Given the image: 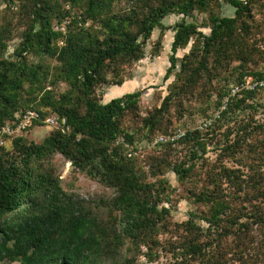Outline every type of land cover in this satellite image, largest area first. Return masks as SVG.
Listing matches in <instances>:
<instances>
[{"label": "trees", "instance_id": "obj_1", "mask_svg": "<svg viewBox=\"0 0 264 264\" xmlns=\"http://www.w3.org/2000/svg\"><path fill=\"white\" fill-rule=\"evenodd\" d=\"M4 1L18 7L23 30L8 53L12 36L0 29V125L28 109L43 118L64 117L66 123L52 127L40 144L18 136L13 151L0 147V262L131 264L122 253L129 243L132 261L145 246L150 257L154 247L170 253L169 264H264V130L249 123L226 130L219 134L224 138L215 160L205 158L222 117L253 108L260 88L231 98L212 126L160 144L147 171L132 156L137 132L121 127L124 116L137 109L141 91L107 102L94 94L97 85L122 84L127 67L145 56L153 30L164 28L166 16L181 15L173 26L165 73L166 79L174 74L173 84L160 107L143 118L150 133H172L177 128L164 117L172 105L184 98L206 99L209 105L213 95L215 106L222 103L229 88L216 92L213 81L223 67H239L234 83L247 76L264 78V39L256 38L264 29V0H224L234 7L232 16L213 11L219 0ZM122 1L127 5L115 10ZM189 43L178 58L177 50ZM59 83L66 84L65 90H56ZM175 145L187 149L186 159L172 160ZM55 154L114 189L107 220L64 189L59 175L44 164ZM229 160L235 165L228 166ZM196 169L200 178L188 188L196 209L168 228L170 209L163 203L173 189L164 173L171 170L184 182ZM160 231L169 232L165 244L158 240Z\"/></svg>", "mask_w": 264, "mask_h": 264}, {"label": "rangeland", "instance_id": "obj_2", "mask_svg": "<svg viewBox=\"0 0 264 264\" xmlns=\"http://www.w3.org/2000/svg\"><path fill=\"white\" fill-rule=\"evenodd\" d=\"M220 6L213 8L215 13L224 16H232L234 14V7L226 3L224 0H219ZM19 3V2H18ZM126 2H117L114 6L115 10L125 7ZM15 8V7H13ZM18 7L15 9L9 7L4 1L0 0V29L10 30L12 39L9 40L8 53L12 52L14 46L19 42V35L23 30L22 21L18 16ZM206 14L200 15L198 22L205 17ZM256 16L261 18L259 10L256 11ZM182 18L181 15L171 14L166 16L162 20L164 28H155L151 34L150 39L145 45V56L130 64L127 67L129 76L125 78L124 82L120 85L111 84L110 82L97 85L95 87V97L102 102H107L114 97L121 96L128 92L141 91V96L138 101L137 109H134L133 113H127L121 122V127L129 129L130 131H136V149L133 152V157L138 161V166L143 170H148L149 162H151L154 156L159 155L161 145H155L154 140L156 137L162 135L167 138L173 136L176 132L162 134V131L155 130L150 133V130L144 128L143 118L153 112L155 108L160 107L163 98L169 93L170 87L174 81V74L170 75L167 79L165 73L169 67V57L171 54V42L173 40V26ZM187 21H191L190 17L186 18ZM64 21L63 23H66ZM88 24V23H87ZM86 24V25H87ZM64 27V31L67 30ZM204 32H208V27L202 28ZM257 39H264V29L261 33L256 35ZM189 43L184 49H178L176 56L182 58L190 48ZM261 48H264V41L260 44ZM158 48V52L154 53L155 48ZM263 62H261L262 65ZM239 67L236 65H230L223 67L219 70V78L213 81L215 91L223 90L225 87L229 88L234 83V73L238 72ZM66 84L59 83L56 90L61 92L65 90ZM216 95H213L210 100V104L206 102V99L184 98L178 105H172L169 112L165 114V118L171 120L173 125L177 129L182 131L193 130L200 126V123L204 120L211 122V125L219 118L220 111H222L225 103V98L222 99V103L219 106H215L214 99ZM254 101V107H245L238 109L234 113H227L222 117L221 127L218 129L220 133L213 137V144H209L208 152L206 153V159L209 161L215 160V156L218 153L217 144L223 140V136L226 130H237L240 124L249 123L252 127H258L254 130H264V87L254 95L252 99ZM251 100V101H252ZM251 103V102H250ZM140 130H137V129ZM51 126L44 124H35L28 127L26 130L19 131L12 137L5 138L4 148L5 150L13 151L16 147L13 144L14 138L22 136L25 142H34L40 144L43 140L53 131ZM166 143V142H165ZM174 145V144H173ZM177 153H174L172 160H184L187 158V149L183 145H175ZM187 155V156H186ZM228 166L235 165L231 160L226 161ZM44 164H49L54 171L61 178L62 186L64 189L73 192L78 199H84L93 211L100 213L101 218L107 220L110 217V210L108 208V202L114 195V189L104 186L98 181L88 177L84 173L78 171L69 160L64 158L60 154L52 156L50 161H44ZM201 162L198 164L200 166ZM204 166V165H203ZM200 169V167H198ZM196 169L195 173L190 180L181 182L177 176L171 171L166 170L164 177L168 180L173 192L170 196V201L163 204L170 209L168 216L169 225L181 223L189 217V213L196 209V206L190 201L188 196V188L191 186L192 181H197L200 178V170ZM147 179L154 180L150 176ZM201 183H199L200 185ZM170 188V189H171ZM169 232H158L157 237L159 242L165 244L168 238ZM175 237H173L174 239ZM129 243L122 248V253L131 258V264H169V254L163 253L162 248L154 247L153 256L147 255V249L145 246H141L140 252L135 256L132 261L130 256ZM166 247V245H165ZM109 261H105L104 264H108ZM0 264H18V262H10L8 260L0 262Z\"/></svg>", "mask_w": 264, "mask_h": 264}, {"label": "built area", "instance_id": "obj_3", "mask_svg": "<svg viewBox=\"0 0 264 264\" xmlns=\"http://www.w3.org/2000/svg\"><path fill=\"white\" fill-rule=\"evenodd\" d=\"M263 13H264V4H263ZM55 29L64 31V25H57L55 26ZM264 87V78L262 79H254L252 76H247L243 78L241 82L231 84L228 90L227 95L225 96V105L223 106L224 110L227 106V103L229 100L236 95H238L240 92L244 90H255ZM34 123H41L46 124L48 126H51L53 128L58 127H65L66 119L64 117H58L56 115H48L46 117H42V115L33 109H28L24 111L23 113L19 114L17 116L16 120L8 121L5 124L0 125V147L4 145L5 138L12 137L19 131L26 130L28 127L33 125ZM211 125V122L204 120L200 123V126L198 127L200 130L206 129ZM66 129L68 127L66 126ZM185 134V131H182V129H177L173 136H169V138L165 136H158L153 141L155 145H160L165 142H172L174 143L176 140L181 138Z\"/></svg>", "mask_w": 264, "mask_h": 264}]
</instances>
